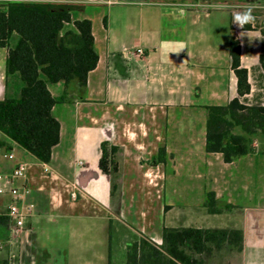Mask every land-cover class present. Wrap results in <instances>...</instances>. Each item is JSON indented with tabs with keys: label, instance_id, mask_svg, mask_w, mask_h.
<instances>
[{
	"label": "crops",
	"instance_id": "obj_1",
	"mask_svg": "<svg viewBox=\"0 0 264 264\" xmlns=\"http://www.w3.org/2000/svg\"><path fill=\"white\" fill-rule=\"evenodd\" d=\"M7 2L72 5V21L92 22L98 63L85 87L75 81L48 84L61 124L49 163L0 131L5 143L0 174L26 163V176L15 184L30 188L24 203L32 206L24 248L17 241L24 233L13 232L10 222L0 225V264L20 250V264H68L59 242L70 221L116 222L126 253L127 242L142 237L161 244L165 227H188L195 216L210 217L204 206L208 191L235 206L209 215L237 219L239 225L230 228L244 232L241 264H264V152L257 141L255 152L232 162L206 151L207 106L234 98L258 102L255 91L264 84V0H0ZM247 7L255 20L235 35L233 14ZM232 37L248 71L250 91L244 95L232 65ZM137 48L144 54H127ZM7 58L8 49L0 47V100L19 97L24 85L18 73H7ZM128 132H135L134 142ZM103 158L108 171L100 167ZM10 203L8 193L0 194V214L6 215ZM89 224L77 226L80 235L93 230L95 223ZM103 258L111 264L110 252ZM77 261L71 263L91 264Z\"/></svg>",
	"mask_w": 264,
	"mask_h": 264
},
{
	"label": "trees",
	"instance_id": "obj_2",
	"mask_svg": "<svg viewBox=\"0 0 264 264\" xmlns=\"http://www.w3.org/2000/svg\"><path fill=\"white\" fill-rule=\"evenodd\" d=\"M72 7L45 2L0 3V47L8 49L7 73H18L24 82L19 97L0 100V131L45 163L51 161L61 136L60 121L53 114L57 100L48 84L64 81L68 86L75 81L85 87L89 72L98 63L92 22L72 21ZM230 52L239 94L244 95L250 91L248 71L240 65V44L235 37L231 38ZM260 62L264 69V52ZM206 108L207 152L221 153L226 162H232L256 151L252 137L264 134V104L234 98L226 105ZM163 155L161 150L158 159ZM100 167L108 171L106 159L101 160ZM204 206L210 214L235 207L221 202L214 191L206 193ZM8 223V217L0 214V225ZM225 247L241 252L243 230L165 227L161 244L146 237L129 244L126 264H203L205 256L211 257ZM1 264H9L8 258Z\"/></svg>",
	"mask_w": 264,
	"mask_h": 264
},
{
	"label": "rangeland",
	"instance_id": "obj_3",
	"mask_svg": "<svg viewBox=\"0 0 264 264\" xmlns=\"http://www.w3.org/2000/svg\"><path fill=\"white\" fill-rule=\"evenodd\" d=\"M260 90L257 91L256 88V100L257 103L264 101V84H262L259 88ZM251 104H257L256 102H250ZM236 131H240L239 128ZM253 138V142H258V150L259 152H264V134H259L255 138ZM198 214V212L196 213ZM208 219H200L195 216L194 222H189L188 227H208V228H230L237 224V219H231L229 217H213L214 215H209ZM216 218V219H214ZM80 221H70L67 222L68 226L65 227L63 231L64 237L59 242L62 248L60 257L62 260H68V264H72L71 262L74 260L77 262L89 260L91 264H108L106 260H104V255L108 252L111 253V264H126V247H123V239L120 237V233L118 231V225L114 222L112 225L104 224L102 222H95L93 220H82ZM91 224L93 227L92 231L84 232L83 235H80V230L77 226L80 224ZM90 225V224H89ZM241 225V224H240ZM65 226V224H64ZM111 226V227H110ZM77 229V230H76ZM111 239H110V237ZM109 237V238H108ZM135 241V240H133ZM133 241H128V245L131 244ZM83 242V244H89L93 242L91 247H78L79 244ZM49 243V242H48ZM49 245H52L51 243ZM65 245L69 247L65 248ZM22 248H24L22 246ZM68 249V252L66 251ZM225 250V249H223ZM22 251V250H21ZM18 253V252H17ZM250 253H247L249 256ZM264 255H262L263 257ZM107 258V257H106ZM244 255L238 251H235L233 255L231 253H224L222 250L220 252H216L215 255L211 257H206L204 259L203 264H241V261L244 259ZM67 264V263H66ZM80 264V263H79ZM82 264V263H81Z\"/></svg>",
	"mask_w": 264,
	"mask_h": 264
},
{
	"label": "built area",
	"instance_id": "obj_4",
	"mask_svg": "<svg viewBox=\"0 0 264 264\" xmlns=\"http://www.w3.org/2000/svg\"><path fill=\"white\" fill-rule=\"evenodd\" d=\"M245 26V25H244ZM241 29L233 27L235 35H238ZM144 49L137 48L128 50L129 56H141L144 54ZM9 158H13L14 154H7ZM79 163H82L80 161ZM27 165L26 163H19L18 166L10 174H0V194H9L11 196V203L8 206L6 216L9 219L12 231L22 232L23 236L18 237V245L22 248V245L28 243L30 232L26 229V219L32 213V206L24 203V197L30 192V188L26 185L19 187L15 184V181L24 178L26 176ZM22 260L21 250L17 254H9V264H20ZM19 261V262H18Z\"/></svg>",
	"mask_w": 264,
	"mask_h": 264
},
{
	"label": "clouds",
	"instance_id": "obj_5",
	"mask_svg": "<svg viewBox=\"0 0 264 264\" xmlns=\"http://www.w3.org/2000/svg\"><path fill=\"white\" fill-rule=\"evenodd\" d=\"M254 20H255V16L253 15V8L247 7L243 9L242 11H238L233 14L232 23L235 27L239 29H243L244 25L251 24L254 22ZM140 128H141V131L144 133V135H147V132L144 129V126L141 125ZM135 138H136L135 132H128V139L130 141L134 142ZM137 147L142 148L143 146L138 145ZM146 175H149V174L146 173Z\"/></svg>",
	"mask_w": 264,
	"mask_h": 264
}]
</instances>
